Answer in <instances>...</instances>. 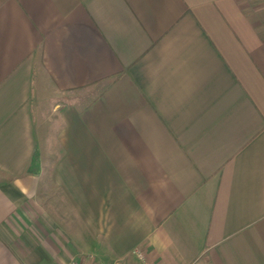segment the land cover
Here are the masks:
<instances>
[{
	"label": "crops",
	"instance_id": "crops-1",
	"mask_svg": "<svg viewBox=\"0 0 264 264\" xmlns=\"http://www.w3.org/2000/svg\"><path fill=\"white\" fill-rule=\"evenodd\" d=\"M54 107L49 188L36 85ZM264 264V0H0V264Z\"/></svg>",
	"mask_w": 264,
	"mask_h": 264
},
{
	"label": "rangeland",
	"instance_id": "rangeland-1",
	"mask_svg": "<svg viewBox=\"0 0 264 264\" xmlns=\"http://www.w3.org/2000/svg\"><path fill=\"white\" fill-rule=\"evenodd\" d=\"M103 84H98L91 88H85L82 90H76L71 93H55L48 85L39 86L36 85V98H35V115L38 122V126L41 129V138L39 149L36 155L37 162H43L40 168L45 173L44 188H49L48 176L50 172L49 159L53 156V151L50 147L53 145V138L57 130L55 123V109L58 107H64L65 105H73L76 108L84 107L92 98H94L100 90ZM50 146V147H49Z\"/></svg>",
	"mask_w": 264,
	"mask_h": 264
},
{
	"label": "built area",
	"instance_id": "built-area-1",
	"mask_svg": "<svg viewBox=\"0 0 264 264\" xmlns=\"http://www.w3.org/2000/svg\"><path fill=\"white\" fill-rule=\"evenodd\" d=\"M132 254L135 256V258L139 261L140 264H152L150 261H148L145 258V256L139 250L133 251ZM66 264H85V263L81 261L72 260Z\"/></svg>",
	"mask_w": 264,
	"mask_h": 264
}]
</instances>
